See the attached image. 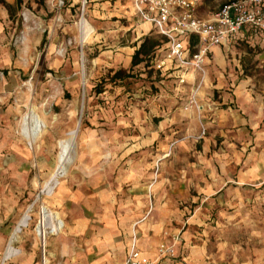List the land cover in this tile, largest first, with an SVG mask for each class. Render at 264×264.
<instances>
[{"label": "rangeland", "instance_id": "1", "mask_svg": "<svg viewBox=\"0 0 264 264\" xmlns=\"http://www.w3.org/2000/svg\"><path fill=\"white\" fill-rule=\"evenodd\" d=\"M59 1L22 0L0 41V264L29 208L6 264H124L128 239L152 264H264V51L215 57L191 109L199 78L172 94L146 61L132 66L159 37L131 0ZM232 1L203 0L198 15ZM31 112L44 126L35 141L22 129ZM78 123L74 160L45 193L57 142ZM43 210L63 223L45 240Z\"/></svg>", "mask_w": 264, "mask_h": 264}, {"label": "built area", "instance_id": "2", "mask_svg": "<svg viewBox=\"0 0 264 264\" xmlns=\"http://www.w3.org/2000/svg\"><path fill=\"white\" fill-rule=\"evenodd\" d=\"M203 0H133L135 15L142 24L150 25L167 44L151 61L161 78L174 79L177 87L186 84V76L195 73L199 84L188 107L199 109V94L207 76V64L216 47L237 40L244 32L251 39L264 34V0H234L208 18L198 10ZM64 1H59L62 7ZM194 42V44H193ZM161 253H166L161 248ZM124 264H152L134 246Z\"/></svg>", "mask_w": 264, "mask_h": 264}, {"label": "bare ground", "instance_id": "3", "mask_svg": "<svg viewBox=\"0 0 264 264\" xmlns=\"http://www.w3.org/2000/svg\"><path fill=\"white\" fill-rule=\"evenodd\" d=\"M80 25L83 28L82 42H85L93 32V29L88 23V21L83 18L80 22ZM22 122L23 134L30 141H35L42 134L44 126L41 124V119L35 112H31L30 114L25 116ZM78 127L79 123L76 129L69 131L63 139L57 142L59 151L56 159L55 168L52 174L50 175L49 180L45 183V189L43 192L49 194L52 193L54 187L57 185L58 181H60L59 179L64 176H62V173L65 171L66 167L72 163L71 161L77 152L76 149ZM30 211L31 208L27 210V212L23 215V217L20 219V221L14 228L13 233L11 234V237L9 239L7 248L3 254L1 264H6V262L9 261L12 256H14V244L16 243L19 234H21L24 229L28 228V223L30 220ZM51 213L52 212L48 213L45 210L42 211L41 220L37 228L38 235L44 240L48 237V235L58 234L60 231H62L63 228V223L58 218V216ZM50 221L53 222L50 223ZM43 263L47 264V260L45 259Z\"/></svg>", "mask_w": 264, "mask_h": 264}, {"label": "crops", "instance_id": "4", "mask_svg": "<svg viewBox=\"0 0 264 264\" xmlns=\"http://www.w3.org/2000/svg\"><path fill=\"white\" fill-rule=\"evenodd\" d=\"M5 1L9 5L16 7L17 0H5ZM132 3H133V0H131V7H133ZM115 4H117V5H113L110 2H108V4H106V7L109 9V11H107L109 18L116 17V15L117 16L121 15V10L117 8L118 3L116 2ZM132 9L134 10V7ZM10 16H11V14H10L9 10L4 6H0V41L2 39H4L6 36L5 35V33H6L5 28H6V24H7V19H9ZM251 35H252L251 32H244L242 34V36H240L239 39L232 40L228 44L214 48L212 51L210 61L207 64L208 73H209V67L214 63L215 57H216V60L218 61V63H220L221 62L220 54L225 53L226 57L228 58L229 55L230 54L232 55L233 51L236 50L237 48L241 47V45H245L249 48L259 49V50L264 51V34H261L260 36L254 37L253 39H251ZM156 76H157L158 84L164 90L171 91L172 94H186V92H184L185 91L184 89L185 88L189 89L188 86H190L191 84L195 85L196 82L198 81V78H199V76L197 74L190 73L186 76V84L183 86L177 87V83L174 79L171 80L168 78H161L159 76V74H156ZM208 80L210 81L209 77H208ZM208 80H206V85L210 83V82H208ZM221 84L223 85V81H221ZM193 91H194V89H193ZM104 198H108V196H105V197L103 196V200H104ZM112 231H113L112 228H109V229L105 228V229L100 231L99 242L101 244H99V245L104 250L106 248H114L115 247V245H113L114 244L113 241L111 240ZM1 246H2V244L0 242V248H1ZM139 247L140 246H138L137 248H139ZM6 248H7V246H6ZM132 248L133 247L131 245V240L128 239L126 241V249H128L127 257L129 255L130 251L132 250ZM147 248L148 247L145 245L142 249L146 250ZM139 250H141V248H139ZM156 250H157V248H156ZM144 254L147 255L149 253L146 252ZM127 257H126V260H127ZM106 263H108V261H106Z\"/></svg>", "mask_w": 264, "mask_h": 264}, {"label": "trees", "instance_id": "5", "mask_svg": "<svg viewBox=\"0 0 264 264\" xmlns=\"http://www.w3.org/2000/svg\"><path fill=\"white\" fill-rule=\"evenodd\" d=\"M0 6L6 7L12 16L15 10L20 9V7L22 6V0H17V3H16L17 8L9 5L5 0H0ZM158 37L159 38L147 37L144 39V41L142 42L140 47L135 51L132 57L133 67H136L146 61V65L152 68L151 61L156 57L157 52L160 51L167 44V40L165 38L161 36H158ZM123 75L124 73L122 71H118L114 74L112 80H114V82L118 80H122ZM97 91L99 94L102 92V90L100 89Z\"/></svg>", "mask_w": 264, "mask_h": 264}, {"label": "water", "instance_id": "6", "mask_svg": "<svg viewBox=\"0 0 264 264\" xmlns=\"http://www.w3.org/2000/svg\"><path fill=\"white\" fill-rule=\"evenodd\" d=\"M73 160H74V158L72 159L71 162H73ZM68 167H69V166L66 167L65 171L62 173V176L66 174V172H67V170H68Z\"/></svg>", "mask_w": 264, "mask_h": 264}]
</instances>
